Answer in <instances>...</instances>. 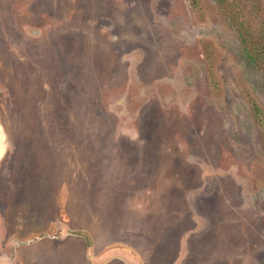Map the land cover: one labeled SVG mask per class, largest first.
<instances>
[{
	"label": "rangeland",
	"instance_id": "374dc122",
	"mask_svg": "<svg viewBox=\"0 0 264 264\" xmlns=\"http://www.w3.org/2000/svg\"><path fill=\"white\" fill-rule=\"evenodd\" d=\"M243 47L264 50V0H0V256L173 264L177 241L175 264H264V56Z\"/></svg>",
	"mask_w": 264,
	"mask_h": 264
},
{
	"label": "crops",
	"instance_id": "0c3cea01",
	"mask_svg": "<svg viewBox=\"0 0 264 264\" xmlns=\"http://www.w3.org/2000/svg\"><path fill=\"white\" fill-rule=\"evenodd\" d=\"M55 4V3H54ZM56 6V4H55ZM43 238H36L34 240V242H36L37 240H40ZM33 242V241H32ZM176 243V247L177 248H172V255L170 258V261H174L173 264L177 263V261H194L192 258L187 257L185 255L184 257V252L181 250L184 248V246L179 247L177 241ZM41 246V245H38ZM83 247V246H82ZM31 248H35L34 246ZM84 249V248H83ZM149 249V247L147 248ZM156 248L153 244L150 245V249L147 251H150L149 255H147L148 253L146 252V257L144 258L142 256V253L135 251L134 249L130 248L129 246L126 245H114V246H108L105 249L95 252V254H91L88 250L89 248H87V250H84L85 252V259L87 261L88 264H109V263H114V264H135L137 262L140 261H151V259H159L157 257L156 254ZM176 249V250H173ZM155 251V252H154ZM19 255V252H18ZM16 258H14L13 260H9L6 256L1 255L0 256V264H9L5 261H21L20 264H22L24 261V259L20 260V255ZM154 255V256H153ZM34 261H37L36 258H33ZM161 260V258H160ZM28 261V260H27ZM156 261V259H155ZM159 261V260H157ZM11 264V263H10Z\"/></svg>",
	"mask_w": 264,
	"mask_h": 264
},
{
	"label": "trees",
	"instance_id": "16d2710c",
	"mask_svg": "<svg viewBox=\"0 0 264 264\" xmlns=\"http://www.w3.org/2000/svg\"><path fill=\"white\" fill-rule=\"evenodd\" d=\"M215 1L218 4L219 8L222 10V12L224 10H227L228 11L229 10V7L230 6H235V2H236V0H215ZM224 18H225V21H226V23H227V25L229 27L235 28L234 30L237 29L236 30V33H237V36L239 37V41H241L242 40V33H241L240 29H239V25L240 24L239 23H236V21H232L233 18H235L234 15H230V14L229 15H225ZM236 26H238V27H236ZM260 50H262V52L261 53L260 52L259 53H256V55H255V53L249 52L248 49H246V48L243 47L241 49V55L243 56L244 60L247 63L254 64L256 58L259 57L260 60H261V57L264 56V54H263L264 50L263 49H260ZM252 109H253V111H252L253 114L255 116H258L259 111H258L257 107L254 104H252Z\"/></svg>",
	"mask_w": 264,
	"mask_h": 264
},
{
	"label": "bare ground",
	"instance_id": "6f19581e",
	"mask_svg": "<svg viewBox=\"0 0 264 264\" xmlns=\"http://www.w3.org/2000/svg\"><path fill=\"white\" fill-rule=\"evenodd\" d=\"M2 132H1V129H0V148H1V143H2Z\"/></svg>",
	"mask_w": 264,
	"mask_h": 264
},
{
	"label": "water",
	"instance_id": "95a60500",
	"mask_svg": "<svg viewBox=\"0 0 264 264\" xmlns=\"http://www.w3.org/2000/svg\"><path fill=\"white\" fill-rule=\"evenodd\" d=\"M0 129H1V126H0ZM1 132H2V130H1Z\"/></svg>",
	"mask_w": 264,
	"mask_h": 264
}]
</instances>
